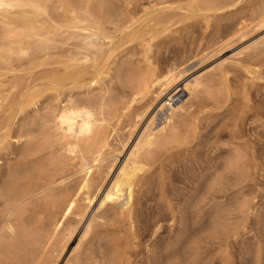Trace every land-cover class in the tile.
<instances>
[{"label": "bare ground", "instance_id": "obj_1", "mask_svg": "<svg viewBox=\"0 0 264 264\" xmlns=\"http://www.w3.org/2000/svg\"><path fill=\"white\" fill-rule=\"evenodd\" d=\"M115 1L0 0V264H127L130 241L122 231L126 225L136 230L137 204L149 171L165 151L198 139L201 117L188 119L196 101L221 105L230 99L228 67L241 53H264L263 34L203 73L187 72L186 59V64L181 59L160 64L151 54V39L183 16L210 20L246 0H164L142 16L129 1ZM258 5L252 16L233 21L224 37L218 29L223 38L204 49H218L260 28L264 0ZM229 35L240 37L231 41ZM133 42H146L144 64L121 60L124 45ZM208 52L199 57L200 65L214 57ZM248 71L260 73L261 67ZM219 73L221 80L215 78ZM180 92L179 101L167 107L168 96ZM125 121L129 127L122 136ZM240 138L234 136L210 176L201 174L203 199L214 200L218 190L231 186L237 188L232 201L206 217L198 198L196 218L204 220H197L201 225L192 233L187 229L186 248L176 245L163 264H187L203 252L209 237L217 239L221 264H232L229 240L256 210L255 195L246 186L258 164ZM156 189L158 211L165 204L176 217L164 183L159 181ZM106 223L114 229L99 230ZM67 248L71 253L63 260ZM252 253L255 264H261L264 244Z\"/></svg>", "mask_w": 264, "mask_h": 264}, {"label": "rangeland", "instance_id": "obj_2", "mask_svg": "<svg viewBox=\"0 0 264 264\" xmlns=\"http://www.w3.org/2000/svg\"><path fill=\"white\" fill-rule=\"evenodd\" d=\"M121 1L125 2V0ZM121 1L118 0V2H115L119 4L123 3ZM162 1L164 0H126V2L130 4V9L136 12L137 16L145 15L146 12L151 10L152 7L154 8V6L155 8L156 6L159 7L163 3ZM126 2L124 4H126ZM261 2L263 3V0H261ZM262 3H260V0H246V2L244 1L240 3L237 6V9L233 8L232 12L222 16L209 18L210 20H206L202 17L184 18L185 16H183V14H178L177 18H179V15L180 18L183 16L180 21L178 20L177 23L169 29L164 30L158 36L150 40L153 44L151 54L156 61L163 65L174 61L179 62L178 60L181 59V61L184 60L183 62L185 64L187 62L188 66L182 65L187 69V72L191 69L192 70L190 72H195V74L203 73L204 70V72H206L207 70H210L211 66V68H213L223 62L226 58H231L234 55L236 56L237 51L242 50L241 48L245 47L246 44H249L250 41L257 39L264 34V24H262L264 22H262L259 24L260 28L256 29L255 27L247 33L248 35L246 34L245 36H242L245 38L237 36L240 37V39L238 38L239 40L236 39L238 43L234 40L232 43L229 42L231 44H227L223 47L221 45V49L220 47L218 49H214V45H212L214 47L209 45L213 48V50L212 48H209L212 51L204 49L207 48L208 43L213 44L211 42H216L223 38V35L227 32L228 28L232 26L233 21L236 22L241 17L252 16V14L255 13L254 10L257 9V5L259 4V9ZM217 30L222 31L223 34H221V32H219V34L223 37L220 38L217 36ZM251 33L253 34L250 35ZM249 35L251 36L250 38ZM215 36L216 38H213ZM231 37L235 39L236 36L231 35L229 38ZM212 38L215 40L213 41ZM232 38L230 39L231 41L233 40ZM241 40L244 42H239ZM145 43L142 44L139 42H133L125 44L124 48L126 49L122 54L121 60L124 59L126 61V58H129L127 61L132 59L130 61L137 63L138 59H140L141 64H144L143 59L146 56L147 46ZM218 44L219 42L216 46ZM229 45L233 46L230 47ZM202 50L203 52H201ZM215 50H217V53ZM207 52L209 57H211L210 55H213L214 57L212 56V59L208 58V61L206 60V62L204 61V63L200 65L201 60H199V57ZM192 54H195L193 59L191 56L189 58V55ZM196 54L198 55L196 56ZM244 54L245 52L241 53V58L235 64H231L228 67L229 83L232 87V95L230 99L221 105L214 104L208 99L206 101L200 99L196 101L191 108L188 119H192L194 116L201 117L199 128L200 132L198 131L199 133L197 137L198 139L187 146H181L179 148H173V150L170 149L169 151H165L154 165L155 167L153 166L151 169L154 171H149L147 182L143 187L140 194L141 198L137 204L138 213L136 216V230L133 233L129 231V226L126 225L123 227L122 231V234L127 236L130 241L127 264H163L165 260L164 257H167L171 252H173L176 249L175 246L177 245L178 247L179 243L182 246L179 245L180 248L178 249L187 245L186 239L190 236V233H192L195 229H198L196 227L201 225L198 221L200 222L202 217L196 218L198 212L205 209L203 210L205 212H201V216L204 213L206 214V217H208L209 213L206 212H209L210 210L213 211L214 209L221 208L223 206L225 207L232 201L235 195L234 191L236 193L237 188L235 187L232 189L233 187L231 186H226L222 190H218V192L214 191L216 192V197L214 196L215 193L212 192L210 194V198L214 196V200L208 199V197L206 198L207 200L203 199L202 196L204 194L202 191L204 190L205 180L203 181L202 176L207 178V176H210L207 174H211L215 170L212 167L215 166L217 168L218 165L221 164L224 158L222 156L226 155L228 149L230 148V143L235 135L241 137L239 140L249 146L251 155H253L254 160L258 164V170L256 169L253 174V180L251 179L249 182L250 184L248 183L246 186L247 190L249 188V191L255 195L256 210L254 213L252 212L250 214V218L247 219L248 222H246L247 224L244 229L241 228L243 230H240L236 236L230 238L228 250H230L229 252L231 253L230 257L232 258L230 259L232 264H255V259L252 256L253 249L259 243L262 245L264 244V53L254 57L246 56L247 53L245 55ZM197 65H200V67ZM259 67H261L260 73L248 71L249 68ZM194 68L196 69L194 70ZM215 78L217 80L222 79L220 73L217 74ZM114 84H116V82H113V85ZM116 85L117 88L121 89L119 83ZM187 96L188 95H185L184 98ZM137 104V106H140L139 103ZM127 122L128 121H125L120 128L128 129L127 127H129V123ZM124 125L126 127H123ZM142 126L143 123L139 128H142ZM124 129L122 130V136H124V133L126 132ZM219 156L221 159H219ZM186 166L188 170L185 168ZM190 168L195 171V174ZM200 169L202 171H200ZM181 172H187L186 174L188 179L187 176H185V173L182 174ZM160 178L163 180L161 181ZM159 181L164 183V187L167 190V196L172 199L171 201L175 210L174 212H176V217L173 216L172 211H170V208L165 206V204L161 207L162 209L160 212L157 209V201L154 194L158 191L156 187ZM195 187L200 190V192L198 190L197 192H199V194L201 193V196H199L198 193H195ZM191 197L197 200L198 198H202V201L206 202V204L204 202H199L200 200L195 203V199H192ZM189 198H191L190 201H194H188ZM186 200L190 203L188 204ZM209 200L211 201L210 204H208ZM226 202L227 204L223 205ZM197 203L201 205V210L196 208L198 205ZM214 204L216 206H214ZM188 207L191 208L188 209ZM139 212L142 213L141 216L139 215ZM183 212H185V214ZM189 214L192 215L190 216ZM193 215H196L194 216L195 218ZM181 216H185L184 219L186 220L182 219ZM191 217L196 219L194 220L196 222H191L193 221ZM106 229H114V227L111 223H106L105 225H101L99 227V230L101 231ZM187 229L190 231L189 234H187ZM79 236L80 232L77 231L76 236L73 237L74 240L72 239V242L69 243V249L71 251L73 250L72 247H75L76 243H78L77 240H79ZM212 238L213 237H209L208 240L205 239L206 242H209L206 243L204 241L202 243L203 250L202 248L201 250L203 252L200 250L201 253H199V256L197 255L198 257H190L192 259L190 260V258H188V261L185 263L221 264L220 256H218L219 245L216 241L217 239L214 240L215 238ZM185 248L183 247V249ZM69 249L67 248L65 251L67 254H65L63 260H66V257L69 256L68 254L71 253ZM216 249H218V251ZM263 261L264 260L262 259L261 264L264 263ZM62 262L64 261H61V264Z\"/></svg>", "mask_w": 264, "mask_h": 264}, {"label": "built area", "instance_id": "obj_3", "mask_svg": "<svg viewBox=\"0 0 264 264\" xmlns=\"http://www.w3.org/2000/svg\"><path fill=\"white\" fill-rule=\"evenodd\" d=\"M182 92H180L179 95H173V96H168V98L166 99V106L167 107H171L173 106L175 103H177V101H179L180 97L182 96Z\"/></svg>", "mask_w": 264, "mask_h": 264}]
</instances>
